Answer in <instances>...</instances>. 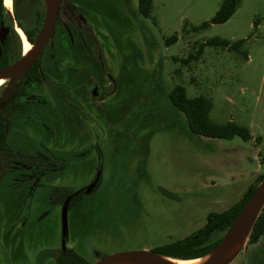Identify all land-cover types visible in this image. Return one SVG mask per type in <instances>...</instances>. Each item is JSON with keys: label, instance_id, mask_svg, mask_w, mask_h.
Returning a JSON list of instances; mask_svg holds the SVG:
<instances>
[{"label": "rangeland", "instance_id": "rangeland-1", "mask_svg": "<svg viewBox=\"0 0 264 264\" xmlns=\"http://www.w3.org/2000/svg\"><path fill=\"white\" fill-rule=\"evenodd\" d=\"M224 1L157 0L153 18L144 19L139 0H70L92 31L105 81L109 76L119 81L117 93L110 90L102 105L105 111L88 110L83 119L92 156L60 163L46 187L47 198L57 187L89 185L100 163L94 145L102 147V185L68 215L67 247L88 262L182 242L203 229L211 213L222 214L241 201L264 175V0H241L230 21L194 32L216 16ZM173 36L178 42L167 45ZM215 38L248 42L241 53L207 47L199 61L187 62ZM176 86L185 88L189 99H211L214 122L247 127L253 140L191 134L187 118L170 100ZM77 91L72 88V99L89 107L74 97ZM33 94L55 107L46 87ZM40 114L32 123H44ZM49 120L52 124L54 116ZM26 123V115L16 118L17 125ZM58 125L52 127L50 142L44 143L49 125L33 133L45 149L64 151L63 125ZM40 213L45 217L35 233L5 248L0 264H55L46 258L51 250L54 255L61 250V209L47 202ZM224 235L216 232L212 240ZM230 264H264V240L249 245L248 233Z\"/></svg>", "mask_w": 264, "mask_h": 264}, {"label": "flooded vegetation", "instance_id": "flooded-vegetation-1", "mask_svg": "<svg viewBox=\"0 0 264 264\" xmlns=\"http://www.w3.org/2000/svg\"><path fill=\"white\" fill-rule=\"evenodd\" d=\"M47 12L46 0H12L11 9L9 11L5 9L4 18L0 24V32L2 27L5 30L4 42L0 43V79L5 80L4 86L0 88L3 100L0 112L1 123L6 131V136L3 137L4 143L0 145L2 245L0 260L4 258L5 248L7 249L12 243L17 245L26 233L29 232L32 235L35 233L37 226L45 217L44 214L41 215L40 209L45 208L47 202L59 207L62 211L66 200L71 198L69 204V212H71L84 200L87 187L95 181L98 174H101L99 182L89 195L97 192L96 189L103 179L104 152L96 143L94 152L100 163L93 181L77 189L57 187L52 193L47 194V198L45 197L47 184L53 180V173L59 170L58 167L61 164H68L72 157L83 161L92 156L93 151L87 150L86 146L88 138L83 119L88 110L105 111L102 105L106 98L110 97L109 91L117 93L119 89L117 79L114 80L109 76V82L105 81V64L94 50V40L90 35L92 31L80 13L76 15L78 11L76 7L71 6L70 0H61L54 32L33 67L16 82L14 76H8L5 73L8 68L27 58L28 53H25L23 39L31 45V49L37 44L45 25ZM62 66H64L63 69ZM55 80L60 82L56 84ZM40 87L49 89L51 99L55 103L54 108H51L52 105L48 103V100L37 98L33 94V91ZM72 88L78 90L73 93L74 97L81 99L89 107L79 100L72 99ZM89 100L90 103H88ZM92 102H98L100 105ZM36 104L42 107L35 108ZM116 110L124 111L125 109L122 107V110L121 108ZM40 112L44 123L36 125L37 122L32 123L33 115ZM20 115H26V124H16V118ZM53 116L55 121L50 124L49 118ZM71 116L75 117L73 121H70ZM46 120L49 121L46 123ZM59 123L63 125L64 151L45 149V141H52L49 134L53 135V125L59 126ZM48 125L46 136L42 132L45 136L44 143H39L33 133L38 130L44 131ZM15 126L19 133L15 131ZM14 131L18 135L16 140L13 139ZM30 132H32L31 135ZM95 137L100 138L99 135ZM61 195L67 197L61 200ZM75 196L79 199L74 200L71 208ZM67 249L69 248L67 247L65 251L62 249L61 236V250L55 255L54 250H51L46 260L57 264V259ZM106 257L100 258L97 262ZM65 258L68 262V256ZM89 264L92 263L89 262Z\"/></svg>", "mask_w": 264, "mask_h": 264}, {"label": "trees", "instance_id": "trees-1", "mask_svg": "<svg viewBox=\"0 0 264 264\" xmlns=\"http://www.w3.org/2000/svg\"><path fill=\"white\" fill-rule=\"evenodd\" d=\"M155 1L157 0H139L138 14L140 17L144 19L153 18L152 14ZM240 4L241 0H225L216 16L210 22L204 23L198 28H194V32L209 29L213 25H222L227 23L236 14ZM4 15V0H0V24ZM177 42V36H173L172 38L166 40L167 45L176 44ZM247 42L248 40L231 42L215 38L200 45L195 56H190L187 59V62L190 63L192 60L199 61L207 47L221 48L229 52L241 53ZM242 54L244 58L248 60V54ZM170 100L173 106L187 118L190 132L193 135L222 140H232L239 137L245 142H251L253 140L252 132L247 127L237 125L234 122H229L225 125H220L214 122L211 119L213 102L207 97L201 96L195 99H189L185 88L182 86H176L170 94ZM4 129L5 127L1 123L0 112V145L4 143L3 137L6 136V131ZM102 181L103 179L96 191L99 190L102 185ZM263 181L264 175L259 177L257 182L250 186L243 199L231 207L228 211L222 214L211 213L207 218L206 226L194 235L188 237L182 242L157 247L152 251L160 256L183 261L198 260L208 256L216 250L223 239L222 237L217 241H213L212 235L216 232H227L240 215L253 193ZM66 197V195L60 196L61 200H64ZM76 198L77 200L79 199L77 196L73 197L71 208ZM262 240H264V208L252 227L249 235V245H256ZM66 256H68V262L65 261ZM57 264H89V262L81 257L74 249H67V251L62 253L57 259Z\"/></svg>", "mask_w": 264, "mask_h": 264}, {"label": "water", "instance_id": "water-1", "mask_svg": "<svg viewBox=\"0 0 264 264\" xmlns=\"http://www.w3.org/2000/svg\"><path fill=\"white\" fill-rule=\"evenodd\" d=\"M48 5V12L45 21V25L41 32V36L37 44L33 45L34 50L32 53L24 60L18 64L8 68L5 73L8 76H14L15 82L23 77L35 64L39 55L42 53L46 44L49 42L58 17L59 7L61 0H46ZM5 39L4 27L1 28L0 32V43H3ZM14 89V86H12ZM101 174H98L95 181L87 187L86 194H91L96 188ZM71 198L67 199L63 205L61 211V222H62V249L65 251L67 248V238H68V215H69V204ZM264 208V181L258 186L256 191L251 196L248 203L243 208L240 215L237 217L233 225L225 233L221 243L218 245L215 251H213L208 256L214 255L213 258L207 264H230L237 255H235L231 260L227 261L226 256L229 249L238 241L243 240L248 233L252 230V227L262 212ZM206 256V257H208ZM204 257V258H206ZM161 258H168L164 256L157 255L153 251H132L123 252L114 255H110L96 264H117L120 262H130L134 264H169L163 261ZM171 259V258H168ZM203 259V258H201ZM175 260V259H172ZM200 260V259H198ZM183 261V260H181ZM193 261V260H189Z\"/></svg>", "mask_w": 264, "mask_h": 264}, {"label": "bare ground", "instance_id": "bare-ground-1", "mask_svg": "<svg viewBox=\"0 0 264 264\" xmlns=\"http://www.w3.org/2000/svg\"><path fill=\"white\" fill-rule=\"evenodd\" d=\"M11 5H12V0H5V9L7 11H9L11 9ZM24 42V48H25V53L27 54V57L32 53V51L34 50V46H32L31 49V45L25 40L23 39ZM31 50V51H30ZM30 51V52H29ZM4 79H0V88L4 86ZM244 244V238L243 240H240L238 242H236L228 251L227 256H226V260L229 261L231 260L235 255H237L242 246ZM214 255L208 256L206 258L200 259V260H193V261H181V260H172V259H168V258H161L163 261L169 263V264H207ZM117 264H134V263H130V262H120Z\"/></svg>", "mask_w": 264, "mask_h": 264}, {"label": "crops", "instance_id": "crops-1", "mask_svg": "<svg viewBox=\"0 0 264 264\" xmlns=\"http://www.w3.org/2000/svg\"><path fill=\"white\" fill-rule=\"evenodd\" d=\"M253 135V134H252Z\"/></svg>", "mask_w": 264, "mask_h": 264}]
</instances>
